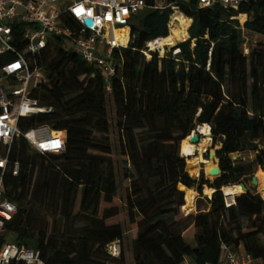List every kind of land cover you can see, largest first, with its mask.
<instances>
[{"label": "trees", "instance_id": "trees-1", "mask_svg": "<svg viewBox=\"0 0 264 264\" xmlns=\"http://www.w3.org/2000/svg\"><path fill=\"white\" fill-rule=\"evenodd\" d=\"M165 2L171 6L155 8ZM144 9L148 13L140 26L132 25L134 38L122 51L123 68L109 93L101 72L74 52L57 46L37 57L44 80L33 96L53 111L20 118L19 128L48 125L64 131L65 148L40 154L23 137L11 143L4 194L17 211L0 231V246L10 240L36 248L44 264H127L126 232L115 220L121 208L108 156L112 146L103 138L110 127L106 96L111 95L121 153L133 169L123 174L132 264H180L184 258L218 264L223 244L242 246L264 262V189L248 188L230 207L221 191L246 184L250 172V165L232 155L253 149L255 162L264 167V42L248 54L241 47L245 31L264 37V0H242L237 9L199 7L197 0H147ZM180 11L188 18L185 24L170 20L172 14L180 18ZM169 34L179 43L177 52L159 57L151 51L146 59V43L151 50ZM201 124L210 126L220 146L221 173L212 182L190 177L179 155V145ZM6 150L0 143V154ZM14 161L18 175L11 173ZM204 184L215 191L206 199L208 211L195 212L194 201L186 199L194 197L185 198L181 190L197 186L201 192ZM189 226L196 229L195 246L181 234ZM114 241L120 243L119 256L107 251Z\"/></svg>", "mask_w": 264, "mask_h": 264}, {"label": "built area", "instance_id": "built-area-1", "mask_svg": "<svg viewBox=\"0 0 264 264\" xmlns=\"http://www.w3.org/2000/svg\"><path fill=\"white\" fill-rule=\"evenodd\" d=\"M147 0H0V143L7 150L0 154V231L17 211L16 204L5 197L4 176L8 154L15 138L23 137L37 153H60L65 148V132L48 125L21 131L19 120L53 111L33 96L44 80L37 57L46 49L60 47L72 51L84 62L97 68L106 92L112 91V79L122 70L123 49L133 38L132 25ZM164 2L165 0H155ZM177 1V0H175ZM188 2L189 0H179ZM242 0H197L199 7L220 5L237 9ZM159 4L165 8L170 4ZM174 12L177 7H173ZM73 22H68L67 17ZM90 19L92 25L86 24ZM155 41V40H153ZM149 42L142 50L151 58ZM177 50H175V53ZM93 76V75H91ZM84 76H82L83 78ZM20 165L14 161L11 173L18 175ZM225 206L235 204V196L224 198ZM112 256H119V241L107 246ZM185 261L187 258H184ZM255 259L225 244L221 245L218 264H252ZM22 262L44 264L40 251L10 240L0 246V264ZM187 264H194L191 260Z\"/></svg>", "mask_w": 264, "mask_h": 264}, {"label": "rangeland", "instance_id": "rangeland-1", "mask_svg": "<svg viewBox=\"0 0 264 264\" xmlns=\"http://www.w3.org/2000/svg\"><path fill=\"white\" fill-rule=\"evenodd\" d=\"M176 10H178V9H176ZM147 13H148L147 9L141 10L137 15L134 24L140 26L141 20L143 19V17ZM238 19L240 21L244 20L241 16H238ZM172 35L173 34H169L168 36H171V38H172ZM241 37H242L241 47L243 49L244 54H248V52L251 48L258 45L259 43L264 42V37L259 36V35H255L252 33H248L246 31L242 33ZM175 41L178 43L177 40H175ZM168 48L169 47L166 46V49H165L163 54L160 53L159 48H156L154 51H156V54L159 57H163L169 52ZM174 53L175 52H173V54ZM145 58L147 59L146 56H145ZM106 107H107L108 120L110 123V127H109L108 133L103 138H106L112 146V152L108 156L111 157L113 164H114V167H115V170H116L117 183H118V192H117L116 204L119 205V207L121 208V212L115 218V220L123 225L124 230L126 232L125 238L123 240L122 248H123V252H124L126 259H127V264H132L131 240L133 238V233H132V230L130 229V226H129V223H128V220L126 217V213H125V206H124L126 195H127V190H128V188H127L128 182H127V180H125L123 178V174H124L125 170H127V172L129 174H131L133 172V169H132V166L129 163V160L127 159V157L121 153L120 135H119L118 129L116 128V125H115V123H116V110H115V106H114L113 99H112L111 95L106 96ZM196 129H198V127ZM199 136H200V141L198 144L201 143V146H200V150L198 152H196V156L200 160L198 170L193 172L190 169H188V163H187L188 160L187 159L189 156H187V154L183 150L184 149L183 148V142L181 143V149H180V145H179V155L185 159V163H186L185 168L187 169V172H191L194 175L200 173L199 176H196L194 178L199 179L201 177V175H203L205 180H209V182H212L216 178V176L206 175V168H205L204 163L209 162L208 157H207L208 151L211 149L216 150L220 146L218 143L214 144L212 137H211V133H210V140L208 142L205 141V139H204L205 136H202L201 134ZM198 144H195V145H198ZM259 148H261V146ZM1 149L2 150L4 149L3 144H1ZM93 153L102 154V153L97 152V151H94ZM256 154H257V151H255L253 149H247L245 151H242V152H239L235 155H232V157H231L232 160H238L241 164L251 166L250 170H249L250 171L249 175L247 176L248 178L245 181L246 185L251 180V177L253 175H256V173H257V177L259 178V180L264 182V167H262L261 165H258L255 162L254 159H255ZM46 163H47V161H46ZM212 163L217 164L218 159L217 158L213 159ZM213 164H211L210 166H212ZM233 185L238 187V184H233ZM206 188H210V187L207 184H204L202 186L201 192L198 191L197 186L194 187L193 189L189 188L190 190H194L196 192V195L194 196L193 199H187L190 201H194L192 207L195 209V212H200V211L206 212L209 209V206L206 203V199H208L212 194L205 192ZM259 188L264 189V187H259ZM187 190H188V188H184L185 198L187 196V192H186ZM222 193H223L224 198H226L225 193L223 191V188H222ZM239 193H240V188H239ZM235 196H237V195H235ZM199 200H200V203L198 202ZM184 202H185V200H184ZM185 205H186V202H185ZM101 206H106V204L104 202H102ZM75 209H77V207H75ZM181 212H182L181 213L182 215L185 214L183 211H181ZM42 215L45 216V212H42ZM36 224H37V221H36ZM75 225L79 226V223H76ZM195 232H196V229L192 226H189L188 228H185L181 232V234L183 235V238L185 239V241L188 244L192 245L193 243H195V241H194Z\"/></svg>", "mask_w": 264, "mask_h": 264}, {"label": "bare ground", "instance_id": "bare-ground-1", "mask_svg": "<svg viewBox=\"0 0 264 264\" xmlns=\"http://www.w3.org/2000/svg\"><path fill=\"white\" fill-rule=\"evenodd\" d=\"M178 14H179L180 18H173V15H171L170 20L176 21L178 24H185L188 21V18L185 15H183L181 12H179ZM170 24L171 23H169L168 25H170ZM176 44H178V43L174 40V34H173L172 38H171V36H167V37H164L162 39L156 40L154 42L153 48L151 50H155L156 48H159L160 53L163 54L165 49H166V46H168L170 48V47L175 46ZM198 131L200 132V134L202 136H205L204 139L206 142H208L210 140V126L208 124L199 125ZM189 138H190V136H188L184 140V142H183V148L184 149L183 150L187 154V156H189L187 159L188 160V162H187L188 163V169L195 172L199 168L200 160L197 158L196 152H198L200 150L201 143L198 145H195V144L190 142ZM208 160H209L208 163H204L206 169L211 164H213L212 163L213 159H208ZM188 173H191V172H188ZM257 179H258V187H264V182L260 181L258 177H257ZM239 188H240L239 184H238V187H236L234 185H229V186H224L223 191H224L226 197L231 198L235 195L241 194L242 191L240 188V193H239ZM213 191H214L213 188H206L205 189V192H207L209 194H212ZM186 192H187V196L191 197V198L196 195V192L194 190L188 189ZM186 199H188V198H186Z\"/></svg>", "mask_w": 264, "mask_h": 264}, {"label": "water", "instance_id": "water-1", "mask_svg": "<svg viewBox=\"0 0 264 264\" xmlns=\"http://www.w3.org/2000/svg\"><path fill=\"white\" fill-rule=\"evenodd\" d=\"M240 16L242 18L244 17V15H240ZM85 22L89 26L92 25V21L90 19H86ZM178 44H176L173 47L168 48L169 51L177 49L178 48ZM199 135H200V132L198 131V129L194 130L191 133V135H190V138H189L190 142L193 143V144H198L199 141H200V136ZM216 150L211 149V150L208 151V155H207L208 159H216ZM220 173H221V170H220V167H219V164L218 163L217 164H213L212 166H209L206 169V175H212V176L218 177L220 175ZM199 174L200 173L194 175V174L189 173V176L193 178V177L199 176ZM239 186L241 188L242 193L246 192L248 190V188L255 189V188L258 187V179H257L256 175H253L251 177V180L249 181V183L247 185L244 184V183H239ZM193 188L194 187H192V189ZM181 191L184 194V191L183 190H181ZM214 191H215V189H214ZM221 191H222V189H221Z\"/></svg>", "mask_w": 264, "mask_h": 264}, {"label": "crops", "instance_id": "crops-1", "mask_svg": "<svg viewBox=\"0 0 264 264\" xmlns=\"http://www.w3.org/2000/svg\"><path fill=\"white\" fill-rule=\"evenodd\" d=\"M256 176H257V173H256ZM192 246H195V243H193ZM236 251H238L239 253H244V249H243L242 246L238 247V248L236 249ZM189 260H190V259H188V258L186 259V261H185V259H184L180 264H187ZM252 264H264V262H262L260 259H255V260L252 262Z\"/></svg>", "mask_w": 264, "mask_h": 264}]
</instances>
